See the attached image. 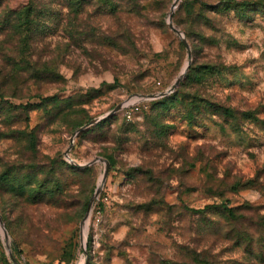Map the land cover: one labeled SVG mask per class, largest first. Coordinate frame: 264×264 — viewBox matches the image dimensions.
Segmentation results:
<instances>
[{
	"label": "rangeland",
	"instance_id": "374dc122",
	"mask_svg": "<svg viewBox=\"0 0 264 264\" xmlns=\"http://www.w3.org/2000/svg\"><path fill=\"white\" fill-rule=\"evenodd\" d=\"M174 3L0 0V264H264V0Z\"/></svg>",
	"mask_w": 264,
	"mask_h": 264
},
{
	"label": "trees",
	"instance_id": "16d2710c",
	"mask_svg": "<svg viewBox=\"0 0 264 264\" xmlns=\"http://www.w3.org/2000/svg\"><path fill=\"white\" fill-rule=\"evenodd\" d=\"M37 7L36 6H32V5H27L26 8H25V10H24V12H23L24 13L25 20L28 22V25H27V28H26L27 30H29L31 28L29 21L31 19V16L33 14H35V11H36ZM49 12H51V11L49 10ZM17 13H18L17 10H11L10 13L6 12L3 17H0V18H3V22H2L1 27H4V28L5 27H12L11 26V24H12L14 27L18 28L17 26H19V24L17 22H15V19L14 18H13V20L11 19V17L14 16L15 14H17ZM20 25H21V22H20ZM28 38L25 39V43H28ZM16 63H17L16 65L14 64V66H16V70L29 69V70H33V73L34 74H35L36 71H38L37 69L36 70L34 69V66H32L31 63L24 64V65H18V62H16ZM12 66L13 65H11L10 67L12 68ZM11 68H10V72H12L11 71ZM9 76H11L12 78H15V76H14L13 73H11V75H9ZM4 77H6V75ZM0 89H1V84H0ZM2 95H4L3 92H0V96H2ZM7 105H9L12 108H18L19 107V108H22V109H25V110H28L31 107L30 106L31 105L30 103H27V104H23V103H20V104H11V103H9ZM105 121H107V119H105ZM98 124L100 125L101 122H99ZM215 206L216 205L208 204L204 208H201L200 210H205V209H208L209 207H215ZM219 206H221L226 211H229L230 213H233V208L230 207V206H228L227 203L222 202L221 204H219Z\"/></svg>",
	"mask_w": 264,
	"mask_h": 264
},
{
	"label": "water",
	"instance_id": "95a60500",
	"mask_svg": "<svg viewBox=\"0 0 264 264\" xmlns=\"http://www.w3.org/2000/svg\"><path fill=\"white\" fill-rule=\"evenodd\" d=\"M177 1H178V0H175V3H174V5H173V7L176 5ZM171 13H173V9H172V12H171ZM170 26H171L172 29H174V30H176L178 33H180L181 36H184L183 32H182L177 26H175L173 23H170ZM184 41H185L186 45L189 46L188 41H187L186 39H184ZM188 67H189V65L187 66V68H188ZM178 83H179V79L177 80V82H176L175 85H177ZM172 89H173V88L169 89L168 91H162V92H160V93H158V94H155V96H164V95H166L168 92L172 91ZM122 108H123V102L120 103V104H118V105H116V106L113 108V110H112L108 115H110L111 113H114V112H116V111H118V110H120V109H122ZM94 121H95V120H92L90 123H93ZM86 126H87V125L80 127V128L77 130V132L80 131V130H82V129H83L84 127H86ZM72 141H73V139H72ZM96 160H97V159H96ZM96 160H93V161H91L90 163H93V162L96 161ZM108 171H109V164H107V168H106V171H105V174H104V179L107 177ZM98 194H99V188L96 190V192L94 193L93 197L91 198V200H90V202H89V205H88V208H87V212H86V214H85V218H87V217L89 216V214H90V210H91V208H92V205H93L95 199L98 197ZM0 221L4 224V221H3V218H2V215H1V214H0ZM5 233H6V235L8 234V230H7L6 228H5ZM83 234H85V232H84Z\"/></svg>",
	"mask_w": 264,
	"mask_h": 264
},
{
	"label": "built area",
	"instance_id": "2783aa9c",
	"mask_svg": "<svg viewBox=\"0 0 264 264\" xmlns=\"http://www.w3.org/2000/svg\"><path fill=\"white\" fill-rule=\"evenodd\" d=\"M154 96L149 95H141L138 93L130 95L124 102H123V109L126 110L128 115H131L133 112L139 110L141 105L148 101L149 99L153 98Z\"/></svg>",
	"mask_w": 264,
	"mask_h": 264
}]
</instances>
